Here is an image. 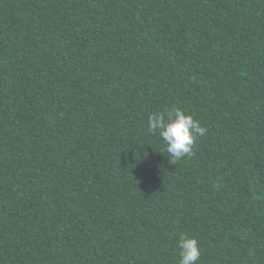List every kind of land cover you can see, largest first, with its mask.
Segmentation results:
<instances>
[{
  "label": "trees",
  "instance_id": "obj_1",
  "mask_svg": "<svg viewBox=\"0 0 264 264\" xmlns=\"http://www.w3.org/2000/svg\"><path fill=\"white\" fill-rule=\"evenodd\" d=\"M207 132L170 163L150 115ZM264 264V0H0V264Z\"/></svg>",
  "mask_w": 264,
  "mask_h": 264
},
{
  "label": "clouds",
  "instance_id": "obj_2",
  "mask_svg": "<svg viewBox=\"0 0 264 264\" xmlns=\"http://www.w3.org/2000/svg\"><path fill=\"white\" fill-rule=\"evenodd\" d=\"M147 130L149 133L158 134L163 140L172 164L190 156L196 138L204 136L207 132L191 114L175 106L150 115ZM176 246L179 264H197L201 256V247L196 237L181 235Z\"/></svg>",
  "mask_w": 264,
  "mask_h": 264
}]
</instances>
